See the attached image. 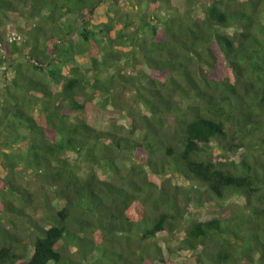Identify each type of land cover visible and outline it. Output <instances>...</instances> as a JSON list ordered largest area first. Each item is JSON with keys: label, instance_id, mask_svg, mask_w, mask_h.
I'll return each instance as SVG.
<instances>
[{"label": "trees", "instance_id": "obj_1", "mask_svg": "<svg viewBox=\"0 0 264 264\" xmlns=\"http://www.w3.org/2000/svg\"><path fill=\"white\" fill-rule=\"evenodd\" d=\"M1 44L0 264H264V0H0Z\"/></svg>", "mask_w": 264, "mask_h": 264}, {"label": "rangeland", "instance_id": "obj_2", "mask_svg": "<svg viewBox=\"0 0 264 264\" xmlns=\"http://www.w3.org/2000/svg\"><path fill=\"white\" fill-rule=\"evenodd\" d=\"M14 20V19H13ZM95 21H99V22H102L104 21V16H103V6H100L99 9L96 10L95 12ZM22 25V21L21 20H14V23H9L8 26H13V29L10 30V29H5L3 31V37L6 39V40H9V37L12 38H16L18 43L21 42V38H22V33H10V31H16L15 29H17L18 26H21ZM14 34V35H13ZM12 35V37H11ZM19 36V37H18ZM2 50H3V53H2ZM3 55L4 54V47L3 45L1 44L0 46V55ZM85 62V59L84 60H80L79 63H82V62ZM2 68H4V66H2ZM2 69H0V79H3V74H2ZM7 77H9V74H7ZM82 118V115L80 116L79 119ZM119 125H126V123L124 121H120L118 123ZM2 175H4V173L1 172L0 170V177H2ZM173 184H183L182 182L176 180V181H172ZM235 202H239L237 199H232L231 201H228L226 202L225 204V207H224V210H223V213H222V216H227L229 215L232 211H234V204ZM190 216L195 214V210L194 209H190ZM219 216H221V214H219ZM184 237V232L178 234L177 236L167 240L166 242H160V245L162 247V252H163V259H165L166 261L167 260H170L176 264H183L185 261H187V258L190 256V252H187V251H182V250H179V242L180 240ZM168 251L167 252V250ZM154 264H161V263H158V262H155Z\"/></svg>", "mask_w": 264, "mask_h": 264}]
</instances>
